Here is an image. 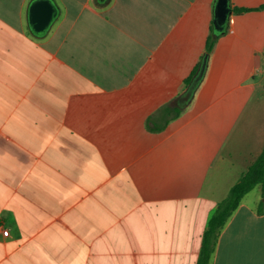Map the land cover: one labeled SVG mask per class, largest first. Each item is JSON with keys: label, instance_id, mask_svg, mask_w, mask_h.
Listing matches in <instances>:
<instances>
[{"label": "crops", "instance_id": "1", "mask_svg": "<svg viewBox=\"0 0 264 264\" xmlns=\"http://www.w3.org/2000/svg\"><path fill=\"white\" fill-rule=\"evenodd\" d=\"M31 1L0 0V264H198L264 149V9L234 11L264 0L219 37L215 0H55L44 36ZM255 199L211 264H264Z\"/></svg>", "mask_w": 264, "mask_h": 264}, {"label": "trees", "instance_id": "2", "mask_svg": "<svg viewBox=\"0 0 264 264\" xmlns=\"http://www.w3.org/2000/svg\"><path fill=\"white\" fill-rule=\"evenodd\" d=\"M264 9V3L259 7H235V13H248ZM213 36L207 41V50L212 48ZM191 78L187 80L189 84ZM178 111V110H177ZM257 186L262 188L263 201L260 204L259 212L264 211V149L261 155L249 166L242 175L239 182L232 187L228 196L220 203L218 209L212 216L208 230L205 233L204 243L198 264H211L216 250L217 242L223 228L239 208L243 198Z\"/></svg>", "mask_w": 264, "mask_h": 264}, {"label": "water", "instance_id": "3", "mask_svg": "<svg viewBox=\"0 0 264 264\" xmlns=\"http://www.w3.org/2000/svg\"><path fill=\"white\" fill-rule=\"evenodd\" d=\"M233 13L231 0H215L213 5L212 34L219 37L227 32ZM61 10L55 0H32L29 7V25L32 32L44 36L60 16ZM209 64V53L202 59L197 73L179 98V107H187L203 82Z\"/></svg>", "mask_w": 264, "mask_h": 264}, {"label": "rangeland", "instance_id": "4", "mask_svg": "<svg viewBox=\"0 0 264 264\" xmlns=\"http://www.w3.org/2000/svg\"><path fill=\"white\" fill-rule=\"evenodd\" d=\"M261 1H263V0H242V3L244 5H246V6H257V5H259V3ZM220 38H224V37H220ZM261 89H262V85H259L257 87V91L259 92ZM261 193H262L261 186H257L251 192H249L244 198H245L246 201H249V202L252 203V202H254L256 200L255 198H257L259 195H261Z\"/></svg>", "mask_w": 264, "mask_h": 264}]
</instances>
